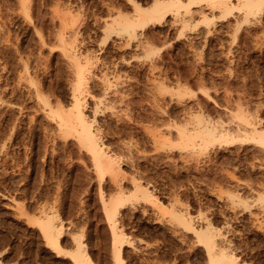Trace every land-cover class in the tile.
<instances>
[{
    "label": "rangeland",
    "instance_id": "1",
    "mask_svg": "<svg viewBox=\"0 0 264 264\" xmlns=\"http://www.w3.org/2000/svg\"><path fill=\"white\" fill-rule=\"evenodd\" d=\"M230 1L195 30L170 14L126 31L119 15L136 17L131 0H0V264H76L77 241L90 264H115L103 206L114 202L119 264H210L175 218L186 211L195 228L211 225L215 251L232 254L218 264H264V143L249 128L258 122L264 133V4ZM61 36L92 57L85 112L116 176L98 172L75 133L59 128L77 85ZM106 81L116 87L105 95ZM206 121L226 138L181 140L179 124ZM45 216L60 228L59 251L43 238Z\"/></svg>",
    "mask_w": 264,
    "mask_h": 264
},
{
    "label": "bare ground",
    "instance_id": "2",
    "mask_svg": "<svg viewBox=\"0 0 264 264\" xmlns=\"http://www.w3.org/2000/svg\"><path fill=\"white\" fill-rule=\"evenodd\" d=\"M237 1H238L237 3L238 8L248 9V10H253V8L256 9L264 4V0H237ZM131 2L133 4L134 13L136 17L134 19H129V18H123V16L119 15V18H122L121 29H125L126 31L132 30L137 23H140L141 26L146 24L153 25V24L161 23L162 21H164L165 17L170 14L172 15L171 17L173 19V22L179 23L182 28L195 30L199 25V23L210 22L213 19V17L217 16L216 14H214L213 10L221 11L220 16H222L223 13L228 12V10H230V8L232 7L230 4L231 2L230 0H153L148 7H144L143 5H140V3L134 0H131ZM196 16H198L199 18L196 19ZM181 33L182 31H180V34ZM61 41L64 46V51L69 54L74 64V67L76 68V71L74 72L77 75L76 77L77 85L74 88V92L72 94L73 97L72 105L65 111H61L59 114V122H58L59 128L62 131H67V133L68 132L75 133L79 143L87 151L90 152L93 163L98 172L104 173L105 171H108L110 172V175L116 176V174H119L118 173L119 163H117L115 156L112 153H110L111 151V149L109 148L110 145L104 143L103 135L100 132L99 126L95 123V116L91 117L85 112V108H86L85 99L87 94L89 93L87 89L84 86H82V84L84 82V79L86 78L85 71L88 65L92 62V57L89 55H86L84 57L79 55L72 41L68 42L62 36H61ZM141 43L143 42L139 40V43L136 45L138 46ZM152 64L150 66H152L151 69L154 70L155 65ZM152 70H149V73L151 72L150 74H152L153 72ZM154 78H152L153 83L155 80ZM102 79H105V75L103 76ZM111 87H116V86H113V84H111L110 81H106V83L103 85V89H104L103 94L106 95L107 93H109ZM114 92L116 93L118 92L119 101L121 100V102H123L122 98L124 97L123 94L125 93H123V91H120V89L118 88H115ZM104 96L102 98H104ZM102 98H99L97 101L101 102L102 100L100 101V99ZM105 99H103V101H105ZM191 118L192 117H190V119ZM190 119L188 121L185 118L186 122L187 121L190 122ZM186 122L185 123L183 122V125L179 124L182 126L181 130H185L186 128L188 130L180 134L181 140L187 141L186 143L195 142L196 138L197 140H200V142L202 143H204L205 141L207 142L213 138H226V134L228 132L227 129L222 128V126L217 127L216 124L212 125V122L207 123L206 121V124L198 125V127L203 126L202 128L199 129L196 128L197 126L195 125H193L192 127H187ZM256 123L251 122L250 123L251 127L249 126L247 127L251 128V130L253 131L251 136L252 138L261 140L264 143V136H263L264 133H261L263 132V130L259 132L257 130L258 129L257 125L259 123L258 122ZM135 188L137 190H141V184L135 181ZM140 193L141 195L148 194L146 189H144ZM108 204L110 203H104L103 206L106 210L107 216L111 220L110 226H111L113 255L115 258V264H119L118 259L120 257V245L123 243V239L121 232H119V230L116 229V225H115L116 222L114 221V213L117 208V202H114L112 205H108ZM182 212L185 211L182 210ZM188 214H189L188 211H186L185 213H181V214L175 213L174 215L175 218L179 220L181 223H183L188 229H191L193 232H195L198 235L199 238L198 240L202 241L205 244L206 249L208 251L210 264H218L221 261L233 262L234 258L232 254L227 253L228 251L226 252V250H223L222 248H219L218 251H215L214 249L215 242L213 240L214 239L212 233L213 231L211 232L212 230L211 225L208 224L209 226L207 225L204 230L203 229L199 230L192 225L191 223L192 217L189 216ZM39 224L45 242L51 248L59 251V235L61 231L60 228L58 229L56 228L52 216H45L44 220L39 221ZM69 252L72 260L76 264H90L89 257L85 252L81 250L79 241L76 242L75 249Z\"/></svg>",
    "mask_w": 264,
    "mask_h": 264
}]
</instances>
